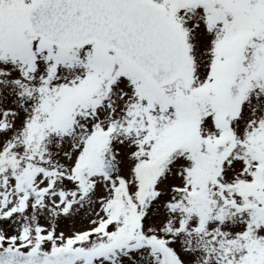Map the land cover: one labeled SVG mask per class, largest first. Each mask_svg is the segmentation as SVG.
Listing matches in <instances>:
<instances>
[{
	"label": "snow or ice",
	"instance_id": "snow-or-ice-1",
	"mask_svg": "<svg viewBox=\"0 0 264 264\" xmlns=\"http://www.w3.org/2000/svg\"><path fill=\"white\" fill-rule=\"evenodd\" d=\"M0 264H264V0H0Z\"/></svg>",
	"mask_w": 264,
	"mask_h": 264
}]
</instances>
